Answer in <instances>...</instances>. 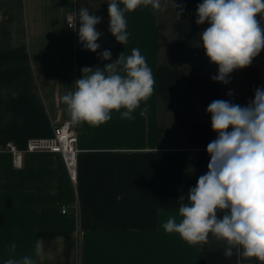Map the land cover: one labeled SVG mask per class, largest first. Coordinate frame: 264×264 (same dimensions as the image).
<instances>
[{"label":"crops","instance_id":"1","mask_svg":"<svg viewBox=\"0 0 264 264\" xmlns=\"http://www.w3.org/2000/svg\"><path fill=\"white\" fill-rule=\"evenodd\" d=\"M109 2L0 0V264L24 256L37 264H237L211 235L207 244L190 245L163 224L178 216L179 196L187 202L208 170L206 148L217 138L208 105L220 99L247 106L264 89V51L229 83L215 82L218 66L198 35L208 24L195 22L202 0H175L180 18L174 0H161L163 12L141 6L125 13L126 45L109 32ZM81 7L101 18L97 52L83 48L79 24L68 26ZM133 48L152 70L153 94L131 120L113 112L98 127L78 125L77 182L60 154L25 153L15 168L6 143L23 149L30 139L51 137L69 122L61 98L74 91L81 69H103ZM104 50L111 60L100 58Z\"/></svg>","mask_w":264,"mask_h":264},{"label":"clouds","instance_id":"2","mask_svg":"<svg viewBox=\"0 0 264 264\" xmlns=\"http://www.w3.org/2000/svg\"><path fill=\"white\" fill-rule=\"evenodd\" d=\"M121 5L123 7H121ZM163 12L167 4L161 0H110L109 32L116 41L126 45L129 39L125 13L139 7ZM174 7L177 4L174 0ZM183 6L178 12L182 15ZM197 25L207 22L199 39L210 63L218 66L212 77L227 84L237 69L249 67L264 51V0H202L197 5ZM68 26L79 24V41L85 50L97 52L103 35L96 25L101 18L86 7L72 14ZM78 19V23L76 20ZM102 60H111L110 50L100 53ZM75 82L74 91L61 98L73 126L88 124L98 127L112 118L133 119L132 113L147 101L156 83L152 70L139 48L104 66L84 67ZM227 95L232 96L229 91ZM123 110V111H121ZM144 109L143 111H146ZM211 128L217 138L206 148L210 156L206 174L199 176L196 186L186 197L179 196L178 216L163 224L167 233H175L190 245H203L213 237L224 247L223 255L239 260L256 259L264 264V89L255 90L247 106L228 100H214L207 107ZM143 114V112H141ZM16 245L10 250L14 253ZM43 241L36 244V255L42 256ZM4 264H37L29 256L9 258Z\"/></svg>","mask_w":264,"mask_h":264},{"label":"built area","instance_id":"3","mask_svg":"<svg viewBox=\"0 0 264 264\" xmlns=\"http://www.w3.org/2000/svg\"><path fill=\"white\" fill-rule=\"evenodd\" d=\"M72 14L68 15V25L72 23ZM260 20L261 27L264 28V19L257 17ZM71 28V27H70ZM78 136L79 126H73L70 122H65L55 126L53 135L47 138H33L30 139L25 148L19 149L12 143H6L5 149L12 154L13 164L15 168L21 169L23 167V160L25 153L32 152H50L60 154L69 178L73 182L78 180ZM66 210H63L65 213Z\"/></svg>","mask_w":264,"mask_h":264}]
</instances>
